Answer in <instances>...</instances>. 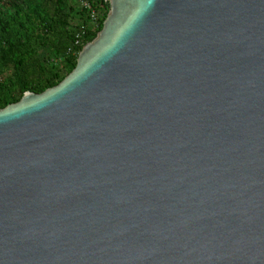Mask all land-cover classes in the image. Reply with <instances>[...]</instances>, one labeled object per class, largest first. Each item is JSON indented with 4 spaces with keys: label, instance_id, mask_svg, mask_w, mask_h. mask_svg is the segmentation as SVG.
<instances>
[{
    "label": "water",
    "instance_id": "water-1",
    "mask_svg": "<svg viewBox=\"0 0 264 264\" xmlns=\"http://www.w3.org/2000/svg\"><path fill=\"white\" fill-rule=\"evenodd\" d=\"M106 1L0 109V264H264V0Z\"/></svg>",
    "mask_w": 264,
    "mask_h": 264
},
{
    "label": "trees",
    "instance_id": "trees-1",
    "mask_svg": "<svg viewBox=\"0 0 264 264\" xmlns=\"http://www.w3.org/2000/svg\"><path fill=\"white\" fill-rule=\"evenodd\" d=\"M108 7L106 0H0V109L65 78Z\"/></svg>",
    "mask_w": 264,
    "mask_h": 264
},
{
    "label": "built area",
    "instance_id": "built-area-1",
    "mask_svg": "<svg viewBox=\"0 0 264 264\" xmlns=\"http://www.w3.org/2000/svg\"><path fill=\"white\" fill-rule=\"evenodd\" d=\"M92 16H94V13L92 14ZM79 42H80V40H79V39H77L76 43H79Z\"/></svg>",
    "mask_w": 264,
    "mask_h": 264
},
{
    "label": "rangeland",
    "instance_id": "rangeland-1",
    "mask_svg": "<svg viewBox=\"0 0 264 264\" xmlns=\"http://www.w3.org/2000/svg\"><path fill=\"white\" fill-rule=\"evenodd\" d=\"M81 3H82L83 5H85V1H83V2H81ZM82 4H81L80 6H82ZM80 6H79V7H80Z\"/></svg>",
    "mask_w": 264,
    "mask_h": 264
}]
</instances>
